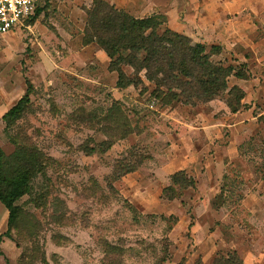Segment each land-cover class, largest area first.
Instances as JSON below:
<instances>
[{"label": "rangeland", "instance_id": "rangeland-1", "mask_svg": "<svg viewBox=\"0 0 264 264\" xmlns=\"http://www.w3.org/2000/svg\"><path fill=\"white\" fill-rule=\"evenodd\" d=\"M92 1L41 0L33 25L0 34V149L12 154L14 138L50 158L47 179L38 176L18 202L26 217L12 238L0 203V264H20L33 248L46 260L35 264H153L163 245L165 264H213L234 251L244 264H264V0L250 12L255 31L242 50L213 57L248 75L229 79L245 93L237 113L227 92L193 108L163 106L144 72L138 87L118 89L103 50L82 42ZM27 80L31 105L6 132L2 114ZM115 103L130 125L124 139L106 120ZM180 171L196 184L170 201L163 191ZM160 216L178 222L169 230ZM106 242L123 253L107 254Z\"/></svg>", "mask_w": 264, "mask_h": 264}, {"label": "trees", "instance_id": "trees-1", "mask_svg": "<svg viewBox=\"0 0 264 264\" xmlns=\"http://www.w3.org/2000/svg\"><path fill=\"white\" fill-rule=\"evenodd\" d=\"M41 13L42 9L38 8L28 25H33ZM86 14L83 45L96 44L103 50L110 60L109 71L117 74L118 89L138 87L142 84L139 76L144 72L145 79L155 85L152 96L163 106L181 103L196 107L218 100L227 92V107L232 113L240 111L245 93L238 86L229 88V79L236 77L247 80L248 75L234 66L214 61L213 57L222 53L220 47L212 46L207 49L203 44L194 43L189 37L172 31L165 27L168 19L164 15L137 18L105 0H93ZM163 27L164 30L160 31ZM125 67L133 70L132 77L126 74ZM26 84L24 96L2 117L6 132L16 125L31 105L30 97L34 88L28 80ZM106 120L114 125L119 139H124L130 134V125L117 103L108 110ZM10 139L15 147L14 152L8 155L0 149V203L8 211L5 235L12 238V232L21 229L26 217L18 202L32 192L33 182L38 176L47 179L50 158L37 147L21 145L14 138ZM112 145L111 141L103 143L105 150L110 149ZM133 171L134 168H130L123 172ZM117 172L120 173L118 170ZM195 184L192 177H187L180 171L170 177V185L164 189L163 194L166 199L172 201L177 198L179 192L194 188ZM110 188L113 189V186ZM98 189L96 188L99 197H104L105 194ZM46 198L47 193L43 192L33 199L32 203L39 207ZM125 201L137 213V210ZM159 218L169 225V230L178 222L177 217L173 216ZM57 243L60 244L59 241ZM104 246L109 255L123 253L120 248L107 242ZM36 249L38 248L22 253L20 264L46 261L43 254L38 257ZM167 259L168 245H163L160 256L153 264H165ZM178 264H185L184 260ZM213 264L244 262L234 251L226 255L218 254Z\"/></svg>", "mask_w": 264, "mask_h": 264}, {"label": "crops", "instance_id": "crops-1", "mask_svg": "<svg viewBox=\"0 0 264 264\" xmlns=\"http://www.w3.org/2000/svg\"><path fill=\"white\" fill-rule=\"evenodd\" d=\"M106 1L137 18L164 15L168 19L167 28L189 37L194 43L232 52L242 50L247 37L255 31L250 12L262 5L260 0ZM6 215L8 219V212Z\"/></svg>", "mask_w": 264, "mask_h": 264}, {"label": "built area", "instance_id": "built-area-1", "mask_svg": "<svg viewBox=\"0 0 264 264\" xmlns=\"http://www.w3.org/2000/svg\"><path fill=\"white\" fill-rule=\"evenodd\" d=\"M41 0H0V34L5 35L21 28L36 15Z\"/></svg>", "mask_w": 264, "mask_h": 264}]
</instances>
